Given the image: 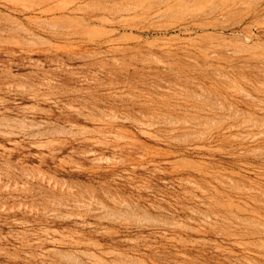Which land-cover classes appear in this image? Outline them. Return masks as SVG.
Wrapping results in <instances>:
<instances>
[{"label": "rangeland", "instance_id": "1", "mask_svg": "<svg viewBox=\"0 0 264 264\" xmlns=\"http://www.w3.org/2000/svg\"><path fill=\"white\" fill-rule=\"evenodd\" d=\"M0 264H264V0H0Z\"/></svg>", "mask_w": 264, "mask_h": 264}]
</instances>
